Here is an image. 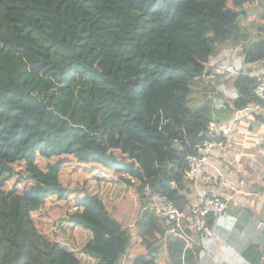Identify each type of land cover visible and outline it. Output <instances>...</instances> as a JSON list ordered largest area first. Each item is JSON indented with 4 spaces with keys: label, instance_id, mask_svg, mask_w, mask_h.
Segmentation results:
<instances>
[{
    "label": "trees",
    "instance_id": "trees-1",
    "mask_svg": "<svg viewBox=\"0 0 264 264\" xmlns=\"http://www.w3.org/2000/svg\"><path fill=\"white\" fill-rule=\"evenodd\" d=\"M258 7L264 0H0V264H121L131 231L98 194L70 204L59 181L70 159L109 169L95 178L112 181L115 197L137 194L147 253L134 261L158 255L168 226L147 193L165 176L173 187L158 192L187 205L186 157L211 139L214 109L188 97L222 42L247 40L241 21ZM242 51L246 63L263 60L264 39ZM258 81L235 77L233 112L255 100ZM185 228L204 244L207 233ZM166 241L172 264L202 250Z\"/></svg>",
    "mask_w": 264,
    "mask_h": 264
},
{
    "label": "crops",
    "instance_id": "crops-1",
    "mask_svg": "<svg viewBox=\"0 0 264 264\" xmlns=\"http://www.w3.org/2000/svg\"><path fill=\"white\" fill-rule=\"evenodd\" d=\"M263 13L264 10L260 7L251 10L240 26L247 35V40L237 45L229 41L222 42L218 53L208 63L209 70L216 75L211 85L213 89H206L212 92V121L221 129L235 117L232 106V96L237 94L233 87L235 77L239 73L257 77L258 80L264 77V59L246 63L242 51L244 45L264 39V18H261ZM216 101L218 105L215 106ZM218 137L223 139L225 148L215 151L210 163L203 167L196 177L188 178V191L182 194L188 201L186 206L200 203L203 197L219 196L226 200V209L220 216L209 215L205 219L207 227L209 219L213 220L204 239V245L211 250V256L200 250L198 257L190 254L189 261L184 260L181 264H264V113L241 115L231 131L220 132ZM97 168L104 177L113 175L105 167L99 165ZM98 187L95 194L102 197L109 209L112 208L115 218L120 211L128 212V209L124 208L128 191L123 190L115 197L116 188L110 180L101 181ZM68 200L75 204L73 199ZM118 201L121 210L117 209ZM137 202L132 215L125 214L122 221L116 218L123 227L136 234L144 210L139 199ZM185 224L193 231V221ZM138 241L123 255L121 264H137L134 258L147 253L140 240ZM157 246L160 247L158 255L148 256L144 264H172L169 252L173 255L177 248L173 246L168 249L166 234ZM186 247L187 244L185 249Z\"/></svg>",
    "mask_w": 264,
    "mask_h": 264
},
{
    "label": "built area",
    "instance_id": "built-area-1",
    "mask_svg": "<svg viewBox=\"0 0 264 264\" xmlns=\"http://www.w3.org/2000/svg\"><path fill=\"white\" fill-rule=\"evenodd\" d=\"M201 78V85L197 88L198 93H194L188 97V106L194 107L203 102L206 98L211 99L212 92L206 89L212 85L216 75L213 71L209 70L207 65ZM255 100L252 101L245 108L235 112L234 119L230 120L227 126L223 129L219 128L215 122H209L207 126L208 133L211 139H206L195 147L194 153L186 157V169L184 174L187 178L196 177L199 171L210 163L212 154L215 151H222L225 148L223 139L218 137L220 132L226 133L231 131L236 120L241 116L252 112L264 113V77L260 78L254 90ZM145 201L153 215L159 219L164 220L168 224L167 235L183 236L186 244H193L201 248L209 257L211 250L202 242L203 238L197 239L196 236L185 234V223L190 221V217L194 215L199 219L195 223V227L200 233H208V227L205 219L212 215L214 217L220 216L225 212L226 200L219 196L203 197L200 203L192 206H185L183 209H178L174 203L165 195L151 191L147 193ZM213 260V259H212ZM264 262V255L262 256ZM214 262V260H213ZM215 263V262H214Z\"/></svg>",
    "mask_w": 264,
    "mask_h": 264
},
{
    "label": "rangeland",
    "instance_id": "rangeland-1",
    "mask_svg": "<svg viewBox=\"0 0 264 264\" xmlns=\"http://www.w3.org/2000/svg\"><path fill=\"white\" fill-rule=\"evenodd\" d=\"M99 165L94 163H82L77 161L76 159L68 160L65 165L61 168L59 173V181L65 186L71 194H67V198L73 199L75 201L77 198L83 194V192H88V194L96 195L99 187L96 180V174L99 173V169L97 168ZM8 186L13 184V181L7 182ZM21 186V185H20ZM137 197V198H136ZM138 196L134 191L128 190V194L125 197V209H128V212H121L116 214V218L122 221V216L125 219V214L132 215L136 210V204ZM69 201V200H68ZM73 202L70 200V204ZM120 201H118V210H121ZM131 249L135 246L139 241V237L136 232L131 231Z\"/></svg>",
    "mask_w": 264,
    "mask_h": 264
},
{
    "label": "water",
    "instance_id": "water-1",
    "mask_svg": "<svg viewBox=\"0 0 264 264\" xmlns=\"http://www.w3.org/2000/svg\"><path fill=\"white\" fill-rule=\"evenodd\" d=\"M162 187H166L168 189H171L173 187L172 182L170 181V179L168 177L165 176H161V183L158 185V187L156 188L157 192L160 190V188ZM161 241H159L157 243V245H160Z\"/></svg>",
    "mask_w": 264,
    "mask_h": 264
}]
</instances>
